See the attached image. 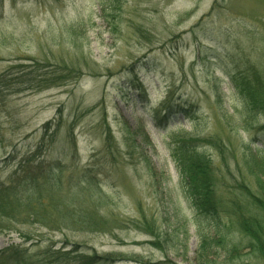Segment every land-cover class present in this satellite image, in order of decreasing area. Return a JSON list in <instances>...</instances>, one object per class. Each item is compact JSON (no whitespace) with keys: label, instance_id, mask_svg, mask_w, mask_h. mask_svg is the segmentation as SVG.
Wrapping results in <instances>:
<instances>
[{"label":"rangeland","instance_id":"1","mask_svg":"<svg viewBox=\"0 0 264 264\" xmlns=\"http://www.w3.org/2000/svg\"><path fill=\"white\" fill-rule=\"evenodd\" d=\"M26 58L73 77L41 90L17 85L33 71ZM11 67L0 88V184L35 151L43 126L61 121L46 154L62 162L61 191L48 195L53 214L67 217L0 223V251L264 264L239 227L252 211L242 185L260 194L264 182V114H248L235 83L254 71L264 79V0H0V75ZM168 104L175 111L158 127L155 112ZM206 138L224 145L199 150L219 179V218L193 207L171 155Z\"/></svg>","mask_w":264,"mask_h":264},{"label":"trees","instance_id":"2","mask_svg":"<svg viewBox=\"0 0 264 264\" xmlns=\"http://www.w3.org/2000/svg\"><path fill=\"white\" fill-rule=\"evenodd\" d=\"M23 60L32 63L23 66L27 69L32 67L33 71H21L19 77L16 78L21 79V81L18 80L17 85L22 83L23 85L32 84V87L41 90L57 86V83L64 79L65 81L58 84V86L63 85L74 74L69 69L63 71L53 69L51 72H46L44 70L46 68L45 64L31 58ZM14 69L15 67H11L10 70L0 75V88L8 87V79L11 78L9 73ZM262 78L258 71H254L251 76L236 78V87L242 98L247 101V111L249 115L254 116H251L252 118L261 113L264 114V79ZM174 111L175 106L172 104L158 109L154 115L157 126L163 125L161 122L164 119L162 115L165 114L164 117H167L173 114ZM60 122L57 123L54 120L43 126V137L35 151L22 159L7 181L0 184V223L10 225L45 223L57 215L61 216L56 219L58 222L66 221V214H53L50 210L52 204H50L51 199L48 195L51 191H61V179H58V177L64 169L62 162L49 163L46 160L47 152L56 142L55 137ZM197 142L202 143L201 146ZM216 143L214 138H206L201 141L192 140L189 143L183 142L175 147L171 153L181 183L193 207L199 213L212 218H219V210L222 208V202L217 196L219 179H217L211 157L199 150L207 146L213 148L217 146L220 148L219 150L224 148L223 144ZM220 155L223 159V153H220ZM82 174L84 177L83 171ZM257 181L260 194H254L246 185L241 187L244 193L248 195L247 200L249 202L244 203L245 206L252 207V211L254 210L256 214L251 215L252 211L248 215L244 212L240 214L239 227L242 237L249 240L247 247L249 253L264 261V182L261 178ZM236 206L238 208L239 205L236 204ZM56 209H58V206L55 207L54 211ZM244 209L245 207H243ZM219 241L220 245L225 244V240L220 238ZM208 247L207 240H202L198 255L201 256L207 252ZM237 250L236 247L233 249L234 252H237ZM225 251L228 254L231 253V249L227 250L226 248ZM43 256V259H38L39 255L38 257L30 255L27 248L12 245L10 248L0 251V264H110L117 261L114 259L115 257L98 256L97 254L85 255L78 253L76 250L66 251L64 249H54L53 247L46 250Z\"/></svg>","mask_w":264,"mask_h":264}]
</instances>
